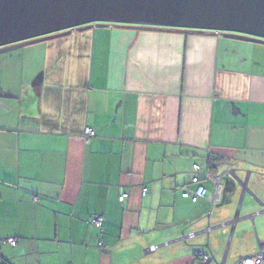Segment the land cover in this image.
I'll return each mask as SVG.
<instances>
[{"label": "crops", "instance_id": "obj_1", "mask_svg": "<svg viewBox=\"0 0 264 264\" xmlns=\"http://www.w3.org/2000/svg\"><path fill=\"white\" fill-rule=\"evenodd\" d=\"M112 27L108 43L94 30L0 54V261L196 264L206 252L234 264L255 253L264 44ZM194 163L206 195L195 200L182 196L197 186ZM207 173L221 180L214 203Z\"/></svg>", "mask_w": 264, "mask_h": 264}, {"label": "water", "instance_id": "obj_2", "mask_svg": "<svg viewBox=\"0 0 264 264\" xmlns=\"http://www.w3.org/2000/svg\"><path fill=\"white\" fill-rule=\"evenodd\" d=\"M109 23L264 44V0H0V54Z\"/></svg>", "mask_w": 264, "mask_h": 264}, {"label": "built area", "instance_id": "obj_3", "mask_svg": "<svg viewBox=\"0 0 264 264\" xmlns=\"http://www.w3.org/2000/svg\"><path fill=\"white\" fill-rule=\"evenodd\" d=\"M87 135H92L93 131L90 130L89 128H87L85 130ZM192 171H193V176L191 177V182L197 184L195 189H190L188 187H186L184 189V191L182 192V196L183 197H190L192 199H198V198H205V189L198 184L199 179H200V175L202 173L201 171V166L194 163L192 164ZM208 178H212V182H213V190H212V194L214 196L211 195L210 200L211 202H216L218 201L217 199L219 198V188L221 185V180H220V176H211L210 173L206 174ZM144 193V192H143ZM125 198V194H122L119 197V201L122 202L123 199ZM101 220L102 218L100 216H93L89 219V221L92 224L98 225L100 226L101 224ZM206 229H209V227H207ZM194 235V233H189L187 234V236L192 237ZM10 243L13 244L14 240H10ZM259 243V242H258ZM157 246H152L151 249H155ZM201 259L196 263V264H208L209 261L212 259V255L209 253H202L201 254ZM234 264H264V244H258V249L255 253L250 254V255H245L240 257Z\"/></svg>", "mask_w": 264, "mask_h": 264}, {"label": "rangeland", "instance_id": "obj_4", "mask_svg": "<svg viewBox=\"0 0 264 264\" xmlns=\"http://www.w3.org/2000/svg\"><path fill=\"white\" fill-rule=\"evenodd\" d=\"M108 25H106L107 27L106 26H103V27H93L92 29L85 30V31H76V30H74L73 31L74 32V35H69V36L67 35V36H65V40L67 42H69V43H73L74 40L77 41L79 39H83V40L85 39V40H88L89 41V40H91L92 33L95 32L94 30H97L96 31L97 33H96L95 39L98 38V34H100V32H102V33L103 32H106V33H103L105 35V38L101 39L100 41L108 43V42L111 41V38H110L111 29L110 28H113L112 26H114L115 24L113 25L112 23H109ZM35 44H37V46H34V51H36V54L41 55L43 53L41 51L42 50V47L41 46H38V44H42V43L38 42V43H35ZM72 48H73V46H72ZM72 51L74 53V49H72ZM74 57L75 56H71L69 58H74ZM76 58H78V57H76Z\"/></svg>", "mask_w": 264, "mask_h": 264}, {"label": "trees", "instance_id": "obj_5", "mask_svg": "<svg viewBox=\"0 0 264 264\" xmlns=\"http://www.w3.org/2000/svg\"><path fill=\"white\" fill-rule=\"evenodd\" d=\"M112 24H114V23H112ZM118 25V24H117ZM119 25H125V24H119ZM145 27H150V26H145ZM212 158V157H211ZM211 158H209V159H211ZM215 159V158H214ZM0 264H5L4 262H1L0 261ZM8 264V263H7Z\"/></svg>", "mask_w": 264, "mask_h": 264}, {"label": "flooded vegetation", "instance_id": "obj_6", "mask_svg": "<svg viewBox=\"0 0 264 264\" xmlns=\"http://www.w3.org/2000/svg\"><path fill=\"white\" fill-rule=\"evenodd\" d=\"M75 29H72L71 31H74Z\"/></svg>", "mask_w": 264, "mask_h": 264}]
</instances>
